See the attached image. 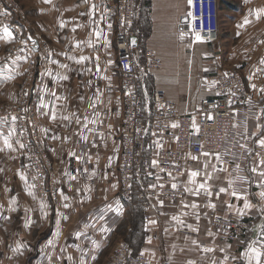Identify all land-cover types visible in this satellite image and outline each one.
<instances>
[{
	"label": "crops",
	"instance_id": "obj_1",
	"mask_svg": "<svg viewBox=\"0 0 264 264\" xmlns=\"http://www.w3.org/2000/svg\"><path fill=\"white\" fill-rule=\"evenodd\" d=\"M32 1L33 29L27 27L24 30V44H32L34 40L37 48L45 41L48 54L51 53L45 64L35 63L38 66L35 79L44 76V88H47L39 94L35 111L41 143L53 162L60 204L58 209L53 208L49 199L41 201L30 187L27 161L17 138H10L12 149L4 148L0 139V149H3L0 153L6 162L2 165L7 166L1 170L0 178V264H103L112 258L114 249L122 242L130 244L133 254L145 256L153 264H213L214 261L219 264L226 254L239 256L247 242L255 238L253 230L264 222L259 212L264 207V201L259 197L262 191L258 186L260 177L250 171L264 158V149L256 143L257 139L264 137V131L256 128L257 124L264 126V116L260 115L264 109L254 113L249 124L243 119L235 120V129L244 132L249 139L250 155L246 167L250 184L241 192L246 193L254 206L251 215L239 217L235 213V207H242L244 201L231 196L233 187H229V181L234 182L232 170L217 160L216 155L196 156L198 160L195 161L191 156L183 166L181 176L173 178L158 174L161 185L173 189L175 183L184 191L185 187H195L188 183L190 170L210 172L213 175L209 181L213 192L211 197L203 193L193 196L184 191V199L174 203L150 199L153 207L150 211L137 199L126 206L120 199L118 180L124 104L114 47L116 0ZM134 1L137 6L134 30L139 34L140 50L155 52L162 62L161 68L151 73L143 83V104L147 113L152 110L155 91L165 93L179 113L192 112L203 98L214 94L209 78L234 70L240 72L251 91L250 102H263L264 92L260 90L264 89V72L258 69L264 68L260 64L264 59V14L257 18L256 10L264 9V0H219V37L211 46L201 45L191 66L187 60L188 32L184 29L188 0ZM93 4L97 6L94 11ZM245 17L249 21L246 24ZM3 25L4 20L0 17V35ZM181 31L185 33L183 40L179 39ZM29 36L32 40L28 39ZM10 42L0 39V46ZM77 42H80V47H73ZM89 42L92 47H88ZM82 55L89 59L81 64L68 58ZM14 60L6 61L0 57L2 87L10 84L15 76L22 79L28 72L25 60L13 63ZM61 65L68 67L62 68ZM45 69L52 75H44ZM253 72L256 75L249 81L248 77ZM9 75L13 78L7 79ZM57 75H67L69 79H55ZM252 84L256 85L255 89ZM52 92L56 96H52ZM15 96L16 93L9 101ZM41 96L48 108L40 106ZM53 105L57 115L55 120L50 118ZM63 116H69L70 120L62 119ZM85 116L88 117L87 127L83 123ZM77 117L80 124L76 122ZM8 128L0 123V135L6 136ZM252 132L256 135L252 136ZM146 141L140 153L149 158V166L152 167L157 150L170 149L171 145L149 138ZM69 153L75 155L69 156ZM206 164L208 167L205 169ZM212 165L223 171L214 170ZM69 174L76 178L70 179ZM21 175L25 179L22 180ZM204 179L203 175L196 177L197 184ZM142 181L143 178L138 176L134 189L139 190ZM220 187L228 191L217 196L215 193ZM42 203L46 205L43 209ZM192 203L198 207L191 208ZM209 203L216 207H208ZM228 204L234 206L232 210ZM11 207L16 211H11ZM109 207H119L121 214L109 211ZM101 213L103 219H100ZM212 215L247 220L249 236L239 237L235 242L226 241L210 227ZM173 216L180 217L184 225L177 224ZM188 225L199 231H192ZM78 232L80 236L76 235ZM193 241L197 243L193 244ZM18 244L21 246L19 251H14ZM204 248H213L214 251L205 252ZM221 248L225 251L221 252ZM225 264H233V261L229 259Z\"/></svg>",
	"mask_w": 264,
	"mask_h": 264
},
{
	"label": "built area",
	"instance_id": "obj_2",
	"mask_svg": "<svg viewBox=\"0 0 264 264\" xmlns=\"http://www.w3.org/2000/svg\"><path fill=\"white\" fill-rule=\"evenodd\" d=\"M4 11L9 13L0 15L4 25H8L18 39L7 49L6 58L11 60L16 57H27V70L31 73L35 70L37 57L42 65L45 64L49 49L45 43L38 44L34 51L31 43L24 44L23 32L27 28V23L19 18L20 21H13V13L17 16L20 14L19 17L22 15L13 0H0V12ZM136 13L137 6L134 0H116L114 47L124 104L121 151L118 157L122 203L126 206L131 205L133 200L137 199L143 203L147 211H150L153 210L150 199L159 198L170 203L181 201L185 197L184 191L161 185L158 174L173 178L181 176L188 159L205 152L210 155L219 154L220 160L230 166L234 176L233 187L241 192L250 184L246 167L250 155L249 139L244 132L235 129V120L243 119L249 124L251 116L264 109V99L259 104H252L251 91L248 90L240 72L234 70L211 76L209 79L215 82L214 94L203 98L192 112L179 113L165 93L155 91L152 96V110L147 113L143 104L145 95L143 83L151 73L161 68L162 62L155 52L140 50L139 34L134 30ZM187 13L184 29L192 35L193 45L212 44L217 41L220 33L219 0H192L191 5L188 0ZM197 33L202 37L200 41L195 39ZM133 39L136 41L135 45L131 43ZM22 48L23 52L20 51ZM44 84V76L32 79L27 75L15 99L0 104V118H8V123L3 124L8 127L14 126L17 130L15 137L19 144L24 145L22 149L27 161L30 187L41 201L49 199L53 208L58 209L60 192L55 185L53 162L41 143L35 111ZM12 116L17 117L14 125L11 124ZM193 118L196 128H193ZM173 124L177 127H172ZM147 138L171 145L170 149L157 150L153 158L157 163L152 167L149 166V158L140 153ZM138 176L143 178V183L141 188L136 190L133 186ZM144 219L146 220L147 216ZM210 219V227L228 242L249 236V225L245 219H226L217 215H212ZM112 254V258L104 264H153L145 256L133 254L127 242L120 243Z\"/></svg>",
	"mask_w": 264,
	"mask_h": 264
},
{
	"label": "snow or ice",
	"instance_id": "obj_3",
	"mask_svg": "<svg viewBox=\"0 0 264 264\" xmlns=\"http://www.w3.org/2000/svg\"><path fill=\"white\" fill-rule=\"evenodd\" d=\"M45 2H50V0H45ZM85 2H87V0H85ZM192 3V0H189V5H191ZM96 5L93 4L92 5V10L94 11L96 9ZM9 13H7V11H4V12H0V15H8ZM92 14V12H90V15ZM261 14H264V9H259V10H256V16L257 18H259V16ZM189 15H191V13H189ZM248 18L245 17V20H244V23H248ZM130 23V22H129ZM243 25H240V27H242ZM61 27H63V24H61ZM75 30V29H74ZM97 35H99V33H97ZM185 37V33L183 31L180 32V35H179V39L183 40ZM0 39H3L5 41H12L14 39V34L13 32L10 30V27L8 25H3L2 27V35H0ZM29 40H32V37L29 36L28 37ZM195 39L197 41H200L202 39V37L200 36L199 33L196 34V37ZM131 43L133 45H135L136 41L135 39H133L131 41ZM32 44H33V51L35 50V44L36 42L34 40H32ZM73 47H80V42H77V44H75ZM88 47H92V44L91 42L88 43ZM21 52L24 51V49H20ZM49 56V59L51 57V53L48 54ZM70 60H73L75 63L77 64H81L85 61H87L89 59V57L87 56H80L79 58L75 57V56H69L68 57ZM98 59V58H97ZM19 60H27V57H16L15 60L13 61V63H16L17 61ZM51 63H55V61H51ZM109 64L112 63L111 60L108 61ZM260 64L261 65H264V59H262L260 61ZM62 68H67L68 66L67 65H61ZM125 67L127 68L128 65H125ZM5 68H7V65H5ZM97 70L98 69V65H97ZM258 71L260 72H264V68H260L258 69ZM44 75H52L51 71L48 70V69H45L44 70ZM227 75V74H225ZM256 75V72H253L252 75H249L248 79L249 81H251L253 79V76ZM13 77L11 75L7 76V79H12ZM55 79H58V80H67L69 79V77L67 75H57L55 77ZM215 82H211V84L209 85L210 87L211 86H214ZM251 87L253 89L256 88V85L255 84H252ZM43 91H47V88H42V92ZM260 91L264 92V89H261ZM52 96H56L55 92H52L51 93ZM57 99H60L61 97H56ZM82 99V98H81ZM40 106L42 108H48V105L46 103H44V98L43 96H41L40 98ZM90 106H94V105H90ZM261 116H264V112H262L260 114ZM52 120H55L57 118V115H56V111H55V105H53V109H52V114H51V117H50ZM211 118V117H209ZM62 119L64 120H70V117L69 116H63ZM259 119V117H258ZM17 120V117L15 116H12L11 117V124L14 125L15 122ZM76 122L78 124L81 123V120L79 117H77L76 119ZM0 123H8V118L7 117H4V118H0ZM83 123H84V126L87 127V123H88V117L85 116L83 118ZM172 127H177L176 124H173ZM196 124H195V119L193 118V128H196ZM256 128L257 130L259 131H264V126L260 125V124H257L256 125ZM16 128L14 126L12 127H9L8 128V132H7V135L4 136V135H0V139H2L3 141V145H4V148H7V149H12V143H10V138L12 136H15L16 135ZM22 134V133H21ZM252 136H255L256 133L255 132H252L251 133ZM66 139V138H65ZM256 143L258 144V146L261 148V149H264V137H261L259 139L256 140ZM20 147L23 148L24 145L21 143L20 144ZM241 147L243 148L244 145H241ZM3 149H0V151H2ZM75 154L74 153H69V156H74ZM202 155H204L205 157L209 156L210 154L205 152V153H202ZM192 160H198V157L196 156H192L191 157ZM216 159L219 160L220 157H219V154H216ZM153 166L156 165V161H153ZM208 167V165L206 164L205 165V169ZM213 169L214 170H218V171H223V169H216V166L215 165H212ZM237 168H239V165H237ZM252 173L254 174H258L259 177H260V180H259V187L264 189V158L260 159L259 160V163L252 167L251 170H250ZM171 175V174H169ZM205 176L206 179H204L203 182L201 183H198L196 182V177L198 176ZM188 183L191 184V185H195V187H192V188H189V187H185L184 191L185 192H188L190 193L191 195L193 196H199L201 195L202 193L204 195H207L209 197H211L213 195V192L210 190V184H209V181H211V179L213 178V175L212 173L210 172H203L201 173L200 171L198 170H190L188 172ZM22 180L25 179L22 175L20 177ZM69 178L70 179H75L76 177L75 176H71L69 174ZM242 179H246V178H242ZM233 184L234 182L233 181H229V187H233ZM162 187V186H161ZM173 189H176L177 188V185L174 183L172 185ZM228 189L224 188V187H220L219 188V191L217 193H215V195L219 196L221 193H225L227 192ZM31 194V193H29ZM231 196H233L235 199L237 200H243V206L242 207H239V206H236L235 207V213L239 216V217H243L245 215H251V212H252V209H253V204L247 199V196H246V193H242L238 190H235V188L233 187V191L230 193ZM259 197L261 199V201H264V191H261L259 193ZM63 199H67V197H62ZM12 203L14 204L15 203V198L12 199ZM65 207H67L68 205L65 204L64 205ZM208 207L210 208H215L216 205L215 204H212V203H209L207 205ZM46 205H44L43 203L41 204V209L45 208ZM185 208L189 207V205H184ZM191 208L193 209H196L198 207V205L196 203H192L190 205ZM227 207L232 210L233 209V205L232 204H228ZM11 211H16V209L14 207H11L10 208ZM109 211H114L117 215L121 214V209L119 207L115 208V209H112L111 207H109L108 209ZM259 212L262 214L260 216V219L262 221H264V207H261L259 209ZM185 215H187V213H185ZM103 214L101 213L100 215V219H103ZM65 219H67V217H65ZM172 219L174 221H176L177 224H180V225H184V221L180 219V217L178 216H173ZM196 219L199 220V215L196 216ZM59 223V221H58ZM149 223H156L155 221H149ZM189 228H191V225H188ZM192 231H199L198 228H191ZM77 236H80L81 234L78 232L76 233ZM209 235H212L211 232H209ZM253 235L255 238L251 239L250 241L247 242V246L245 248V250L243 252H241L239 254V256H229V255H225L223 260L219 262V264H225L226 261H228L229 259H231L233 261V264H238L239 261H242L243 264H264V222L258 224L256 226V228L253 230ZM197 243L196 241H193V244ZM20 245L18 244L17 245V248L14 249V251H19L20 249ZM205 252H212L214 251L213 248H204L203 249ZM221 252H224L225 249L221 248L220 249ZM191 264V262H190ZM213 264H216V262L214 261Z\"/></svg>",
	"mask_w": 264,
	"mask_h": 264
},
{
	"label": "rangeland",
	"instance_id": "obj_4",
	"mask_svg": "<svg viewBox=\"0 0 264 264\" xmlns=\"http://www.w3.org/2000/svg\"><path fill=\"white\" fill-rule=\"evenodd\" d=\"M13 1L16 3L18 10L22 13V15L20 16L21 18L19 17L20 14L17 16V14L13 13V18H14L13 21L17 22V20L21 19L22 21L27 23V27H29L30 29H33V18L31 15H32V8L34 6V2L32 0H13ZM191 36L192 35L190 33H187V44H188L187 60H189V66H191L192 62L195 61V59L198 57L199 51L202 48L201 45H208V46L212 45V44H203V43H201V44H195L194 43L195 45H193ZM14 37H15V39L13 41H11L10 43H8L6 45L1 44L2 45V46H0V57H1V59L4 58L6 61L7 60L10 61L9 58H6L7 52H8L7 49L10 48L11 45L18 40L15 35H14ZM43 42L47 45V43L45 41H43ZM199 46H201V47H199ZM204 48L208 49V47H204ZM115 56H116V53H115ZM12 59H14V58H12ZM36 62L40 63V60L38 57L36 59ZM37 68H38V66L36 65L35 70L31 73H29V70H28V72L26 73V75L24 77H22V79H20V77H18V76L17 77L15 76L14 79H12V81L10 83L11 85L7 84L5 87H2V85H0V104L10 102L9 100H11L13 95L15 93H17L18 89H20V87L24 83V80L27 77V75L30 76L32 79H35ZM190 69H191V67H190ZM231 72H233V71H231ZM156 82H157V79H156ZM6 92H7V94H6ZM3 160H5V156H3L2 153H0V162H1L0 163V178L2 177L1 170L4 168H7V166L2 165L3 163L6 164V162H3Z\"/></svg>",
	"mask_w": 264,
	"mask_h": 264
},
{
	"label": "water",
	"instance_id": "obj_5",
	"mask_svg": "<svg viewBox=\"0 0 264 264\" xmlns=\"http://www.w3.org/2000/svg\"><path fill=\"white\" fill-rule=\"evenodd\" d=\"M36 48V47H35Z\"/></svg>",
	"mask_w": 264,
	"mask_h": 264
}]
</instances>
